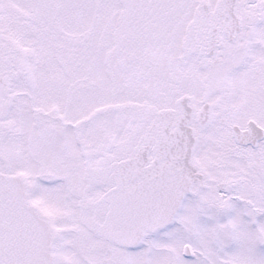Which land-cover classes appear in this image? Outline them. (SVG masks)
Instances as JSON below:
<instances>
[{
	"label": "snow or ice",
	"instance_id": "1",
	"mask_svg": "<svg viewBox=\"0 0 264 264\" xmlns=\"http://www.w3.org/2000/svg\"><path fill=\"white\" fill-rule=\"evenodd\" d=\"M0 264H264V0H0Z\"/></svg>",
	"mask_w": 264,
	"mask_h": 264
}]
</instances>
